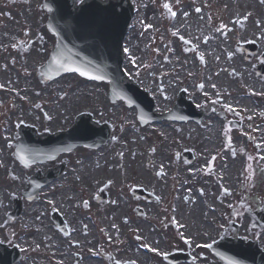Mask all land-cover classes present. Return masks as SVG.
Listing matches in <instances>:
<instances>
[{
    "label": "flooded vegetation",
    "instance_id": "obj_1",
    "mask_svg": "<svg viewBox=\"0 0 264 264\" xmlns=\"http://www.w3.org/2000/svg\"><path fill=\"white\" fill-rule=\"evenodd\" d=\"M232 4L244 11L254 7L253 20L239 21L243 29L264 25L261 0L253 6L248 0H232ZM44 17V0H0V250L22 248L15 264H167L164 255L143 252L145 245L160 254L181 252V264L211 261L204 246L229 233L203 231L198 207L176 213L184 233L181 237L170 216L157 218L154 209L139 213L137 206L126 207L119 197L94 193L84 174L74 170L84 171V149L49 164L26 166L16 158L20 129L31 123L43 133L46 111L56 113L61 108L59 101L50 105L46 100L45 93L54 82L45 84L40 73L54 43ZM217 52L214 42L211 54ZM62 85L67 82L51 90L56 98ZM63 103L70 108V101ZM62 160V174L45 185L46 172ZM34 180L40 184L37 193ZM130 215L134 216L133 233L121 228L130 225Z\"/></svg>",
    "mask_w": 264,
    "mask_h": 264
},
{
    "label": "rangeland",
    "instance_id": "obj_2",
    "mask_svg": "<svg viewBox=\"0 0 264 264\" xmlns=\"http://www.w3.org/2000/svg\"><path fill=\"white\" fill-rule=\"evenodd\" d=\"M172 3H170V6L173 8V10L178 12L180 14L178 16L183 19V15L187 13L186 9L188 8L186 6V3L188 2L191 4L189 0H182V3L179 5L175 4V0H169ZM137 4L139 0H136ZM140 3H142V6L140 7V14L138 13V17H136V22L134 23V28L129 34V39L127 41L128 43V48L130 50V55L126 58L125 62V68L127 72L129 73L130 77L135 79L140 83V85L147 89L151 90V92L155 95V97L158 99L157 102L160 103H168L170 102L171 106L174 103V100L176 98V94L180 90V87H178L179 83L182 84V81L180 78L178 80L176 79V76L174 78H170V85L167 83L166 78H168L171 74L178 73L180 74L179 70H182L185 68L187 71V75L191 74L188 77L186 81H184L183 85H192L194 82V78L197 77L195 82L198 84L200 81H203L204 87L201 90H197V87H189L192 92L189 93V97L195 102L200 103V107L202 108L204 118L201 122H204L207 127H209L211 124L214 123L215 119L218 120V123L221 124V130L226 132V130L231 131L233 134V138L236 141H241L239 140V132L241 128L243 127V122L246 121L245 117L242 116V118L232 114L227 107L222 105L221 99L224 98L225 102H231L232 104H236L234 102V98L236 95L239 94H244L247 93L246 90L242 91L241 87L242 82L238 78H231V66L228 64L226 60H222L226 63L223 68H225L224 73L218 75H214L212 77L213 85L216 87H211L210 83L208 80H206V74L207 72H211V66H208L206 68L198 67L195 61H197V55H186L183 53V48H182V43L181 39L175 35H164L166 38L164 40H154L156 35L157 37L161 36L162 34V29L164 27L170 28L171 22H168L167 19H161L160 21L156 22L158 25L157 27L159 28L158 32H155L153 34H150L151 39L148 40L149 42L146 45V50L141 51L140 46L142 45V33L147 34V26L150 24L152 19L148 18V13L150 15V12L153 10L154 14L163 12V2L162 0L156 1V4H152V0H140ZM195 4V3H194ZM182 9H185V11L181 12ZM161 18V17H160ZM178 26V24H177ZM176 27V26H174ZM264 30V28H262ZM262 30L260 33H262ZM236 35H234L232 38H236L237 36L240 37L241 33L239 31H235ZM162 49V53H157L156 50ZM140 55H143V61L138 62L137 60L141 57ZM180 58H179V56ZM170 58H167V57ZM168 59V60H167ZM176 59H179V61H175ZM195 60V61H194ZM160 61L164 65V71L165 75L163 77L157 78L156 76L151 75L152 68L156 66L155 64ZM180 61H183V67L181 68V63ZM235 61V66L237 67L236 70H241L248 68L249 65L244 62V60H234ZM240 61L244 64H241ZM186 62V63H185ZM202 66V64H200ZM219 65V63H218ZM217 63L215 67H218ZM188 66V67H187ZM217 71L218 68H217ZM228 71V72H227ZM249 70H247L244 73H248ZM247 75V74H246ZM249 79V77H247ZM162 81V82H161ZM82 83V82H81ZM79 84V82H78ZM219 84H231L232 87H230L229 91L225 90V87H220ZM247 84L255 87V90H258L259 87L263 88L264 92V83L259 80V82H254L253 80H247ZM167 85H169L167 87ZM187 85V86H188ZM79 86V85H78ZM109 84L106 83H88L85 87H75V90L73 92V95H76L77 103H76V111H79L83 109L84 106H87V104L90 101L89 94L92 92L93 98L98 99L99 101H95L93 103L94 106H97L100 104V108L102 109L103 116L106 120H109L113 122L116 125L117 132L116 135L118 137V140L120 141V144L118 145L121 149L122 152L125 150V142L123 141V129L122 125L127 116L129 115L130 119L134 121V126L131 130L132 134H134L136 141L134 142V147L135 150L143 152V154H147L150 156V163L153 164L152 168H145L144 170L141 168H137L138 162L135 164H131V166L127 170H111L110 168L107 169V167L103 170L101 169H96L94 171H89L90 172V177L88 176L86 179H88L89 184L93 186V181L96 179L101 180L105 177H113V181H115L117 178L120 180V186L117 187L114 186L111 182V186L108 189L109 194L113 197H120L121 201H123L122 197H126L129 195L130 191L129 189L127 190L126 186L128 187V183L131 182L130 189L132 186L138 184V183H145L146 184H152L151 188L153 189L154 187H159L161 184L163 188H166L169 190L168 195L169 200L172 201L175 196L177 195V189L179 188V185L181 184L184 187H188L189 185L192 186V180L191 178L189 179L190 171L196 173L199 181V186L200 188L203 189L207 184H209V188L211 189V192L215 191L217 183L215 182V178L213 177V170L214 168L217 167V164H213L211 166V169L208 171H204L202 169V166L200 165L199 161V155L196 153H203V146H204V141H200L195 136V133L201 132H193L190 138H187L186 134L184 135L185 137L180 138V133L177 129L175 128H168V127H161L164 129L165 134L167 135L166 138H160L162 140L163 145L161 146V153H164V156L159 154L158 156L152 154L153 152V135L150 130V125L141 127L137 118H136V109H130L125 106L123 102H117L116 104H110L108 102V88ZM164 87V94L161 93V88ZM188 88V87H187ZM241 89L240 91H236L237 89ZM94 89V90H93ZM218 93V98L220 97V102L218 98L210 97L207 96L206 93H211L216 92ZM231 91V92H230ZM80 93L83 98H79ZM243 96V95H242ZM216 97V96H215ZM171 99V100H170ZM82 103L80 104V101ZM102 102V103H99ZM107 103V104H106ZM240 104L246 109V111H249L250 113L253 112L255 113L256 110L263 109L264 110V97L262 98H244ZM112 106L109 108V106ZM120 108H118V107ZM170 106V107H171ZM173 108V107H172ZM171 108V109H172ZM170 109V110H171ZM169 110V111H170ZM168 111L164 112L166 114ZM237 121L239 122L238 127L236 124H233L231 121ZM250 123H252V126L254 128H260L261 126H264V116H260V113L257 112L255 115H253V118L250 119ZM194 123L193 121H188V123ZM169 123V122H168ZM166 123L164 126H168ZM264 130V129H263ZM211 131V130H210ZM203 132V131H202ZM261 133V132H260ZM212 134V132H211ZM262 134V133H261ZM203 135V134H201ZM263 135V134H262ZM264 136V135H263ZM259 133L257 134V137H262ZM165 140V142H164ZM220 143H223V141H220ZM117 146V145H116ZM113 145L109 144L107 147H103L102 150L97 151L96 153L99 155L98 157L101 158L103 155L109 154V152L112 151ZM191 149L194 152L195 160L191 165L188 166H183V164H176V153L181 154L184 149ZM156 149V147H155ZM240 150H246L247 151V160L245 164V176L243 180L241 179V183L237 188H234L233 190L230 191V196L228 195L229 191H226L224 193H220L216 195V197H213L211 195H208L207 197L214 198L215 200L211 199L213 203L210 205H205V211L209 212L211 210H215V205L217 204L220 206V199L226 200L224 204H221L220 209L218 211L221 212L220 216L216 219V226L220 227V225L223 223L222 218V212H227L226 213V218L229 217L235 220H238L241 225H244L245 227L250 226V221L248 220L247 222H244L242 219L243 214V208L245 207L242 204H239L240 201H245L248 202L246 204L247 206H250L253 208V211H258L260 207H264V167L261 166L259 163V158L257 157L259 150H261V146H256L254 143V140H249L246 142L245 140L241 141ZM149 150H152L149 154ZM263 150V149H262ZM140 154V152H138ZM198 155V156H197ZM231 156V154H229ZM108 157V156H107ZM251 157V159H249ZM84 158H87L84 157ZM109 158V157H108ZM91 163V162H90ZM102 163V161H101ZM132 163V162H131ZM164 170L163 173L165 177H163V182L160 183L158 176L155 175L156 172H154V167L158 165ZM165 165V166H164ZM168 168V171H166V168ZM182 168V170H181ZM94 169V168H93ZM136 169V170H135ZM186 169V170H185ZM181 172V176L176 179L174 175H172V172L174 174H177L178 172ZM189 172V174H188ZM165 173H168L167 176ZM121 176H128L130 179L122 183L124 178ZM179 180V181H178ZM160 184V185H159ZM190 187V186H189ZM189 189V188H187ZM188 191V190H187ZM186 191V192H187ZM199 196V195H198ZM204 196V195H203ZM196 197V196H195ZM119 198V199H120ZM183 198V197H181ZM127 203L132 202L130 199H125ZM126 204V203H124ZM127 207V205H125ZM216 211V210H215ZM214 214V213H213ZM131 222L133 221V216L130 215ZM130 222V223H131ZM211 224L215 225L214 222H211ZM206 227L209 228L210 225L205 224ZM205 227V228H206ZM257 231V230H256Z\"/></svg>",
    "mask_w": 264,
    "mask_h": 264
},
{
    "label": "bare ground",
    "instance_id": "obj_3",
    "mask_svg": "<svg viewBox=\"0 0 264 264\" xmlns=\"http://www.w3.org/2000/svg\"><path fill=\"white\" fill-rule=\"evenodd\" d=\"M152 17L151 19L153 20L150 28L147 32V34L142 35V48L143 51L146 48V44L148 43L149 40V35L152 32V30L155 28V24H154V12L151 11L150 15L148 13V17ZM179 31V29L174 28V23L171 25V33H177ZM158 52H161V50H158ZM140 61L143 60V55H141V58L139 59ZM138 61V62H140ZM219 61L221 62L222 59H219ZM156 69H163V65H161L160 62H157L156 64ZM164 73V71L159 72L157 74V76L162 75ZM253 81L257 82L260 78L259 76H254V78H251ZM245 88L248 89V94L249 96L252 95L253 97H260L261 95H263V91L260 88L258 91L253 90L251 87H247L245 86ZM239 91V90H237ZM216 92V91H215ZM218 93L216 92L214 94V92H211V94H208L209 96H216L218 97ZM243 98L241 97V95L238 92V95L236 96V98H234V101H236L237 105H232V104H226L224 99L223 100V104L226 105L229 109H231L232 113L238 115V116H242V111L243 113H245V119L246 122L244 123L242 129L240 130V136L243 140H254L256 145L261 144L263 150L259 151V157L261 158L259 160V164L261 166H264V126H261L260 128H254L252 126V123H250V119L252 118V115H255L257 112L260 113V116H264V110L260 109V110H256L255 113H249L247 112L244 107L238 103L241 102ZM170 106V103H159L158 105V109L159 111L165 110L166 108H168ZM133 120H131L130 118H126L123 124V141L125 142V146H127V149L122 152L121 150H118L115 153L114 158L109 159L108 158V163H107V167L110 168L111 170L116 169L117 171L119 169L121 170H127L130 166H131V162H134L135 154L133 153V151L131 152V148H134V138H133V134L130 132L129 127H133L132 125ZM131 124L129 127L128 125ZM165 125V122H161L159 124H154L152 125V135L155 138V146H157L156 151L154 152V154H161L163 156L164 153H161V142L162 140L160 138H165V136H167L165 134V131L163 127ZM221 124L218 123L217 120L214 121L213 124H211L209 127L206 126V124H199L198 126H196L193 123H178V122H171L168 123V128H176L178 129L180 132V138L185 137L184 135L186 134L187 138H190V136L192 135L193 132H197L202 130L203 132H197L195 133V136L200 139V141H204V146H203V153H197L199 155V161H200V165L202 166V169L206 172L208 170H210L211 166L213 164H217V167L214 168L213 171V177L215 178V182L217 183L216 185V190L211 192V189L209 188V184H207L205 187H203V192L201 191L202 194H204L205 197H207L208 195H211L213 197H215L217 194H219V192L222 194L223 192L229 191L228 195L230 194V191L233 190L234 188H237L240 183H241V179H243V171L245 169L244 165H243V161L246 160L247 156H246V150H240V144L241 141H236L233 138V134L231 133V131L226 130V132H224L223 130H221ZM211 130V131H210ZM253 130L255 135H252L251 138H249V134L248 132ZM212 132V134H211ZM263 134H261V133ZM260 134L262 137H257V134ZM203 134V135H201ZM220 141H223V143H220ZM119 142V141H118ZM120 144V142H119ZM121 145V144H120ZM231 154V156L229 155ZM133 159V160H132ZM150 157L146 154H143V152H140L139 154V159H137V162H139V165L137 166L136 169H140L141 170L145 169L144 166H148V164H150ZM102 160H99L98 158L94 159V161L91 159V163L88 164V168L90 170H92L93 168H95L98 164L101 163ZM177 163H181L180 160L177 161ZM153 165V164H152ZM135 169V170H136ZM157 167L154 168V170H156ZM162 175V174H161ZM179 175V174H178ZM160 176V175H159ZM197 176L196 174L194 175V173H192L190 171V175H189V179L191 178L192 180V187L190 185L189 189L187 188H183L180 192L182 195H187L189 197V202L195 201L194 196L197 195V191L196 188L199 186V181H198V177H194ZM124 178L123 182H126L130 179V177L128 176H121ZM105 181H110L109 177H105L103 178L98 185H102L103 182ZM106 182V183H107ZM120 182V180H119ZM116 185H118V182L116 183ZM147 190H150V187L145 185ZM188 190V191H187ZM187 191V192H186ZM200 193V192H199ZM209 201V200H206ZM188 202V203H189ZM221 203L226 202V200H220ZM188 206V205H187ZM190 209L192 207H189ZM244 220L247 221L249 220V217L245 216Z\"/></svg>",
    "mask_w": 264,
    "mask_h": 264
},
{
    "label": "water",
    "instance_id": "obj_4",
    "mask_svg": "<svg viewBox=\"0 0 264 264\" xmlns=\"http://www.w3.org/2000/svg\"><path fill=\"white\" fill-rule=\"evenodd\" d=\"M51 2L54 5V3H55L54 0H51ZM93 6L96 7L97 5L94 3ZM106 7H108L109 19L114 21V22H116L118 20L120 21L121 13L125 12L123 17H122L123 23L121 24V28L124 30L121 33V37H122L124 35V32L126 31V28L128 26V23H129V19L131 17L130 16L131 9H129V16L126 14L127 9L130 7L128 0H118L114 3L110 2V3L106 4ZM68 8H69V5H68L67 0H63V1H61V7L58 8V11L60 13H64V12H68V13L73 12L74 13V11H76L74 9H72V11H70ZM117 11H120L119 14L117 13ZM55 14H56V12L54 13V15ZM60 56L61 55H57L58 58H60ZM62 59H63V57H62ZM111 60L112 59H110V61ZM77 61L81 63L82 67L86 66V69H85L86 72H89V68H92L94 66L93 60H85L84 59L83 61H81V60H77ZM116 62L121 63L120 60L119 61L117 60ZM125 84H126V82L115 81L114 87H118V88H116V91H117L120 87H123Z\"/></svg>",
    "mask_w": 264,
    "mask_h": 264
},
{
    "label": "snow or ice",
    "instance_id": "obj_5",
    "mask_svg": "<svg viewBox=\"0 0 264 264\" xmlns=\"http://www.w3.org/2000/svg\"><path fill=\"white\" fill-rule=\"evenodd\" d=\"M261 2L264 3V0H261ZM163 7L168 11V13H169L171 16L174 17V16L176 15V13L172 11L171 6H170L169 4L165 3V4L163 5ZM197 11H199V9H197ZM244 19H247V17H244ZM174 35H175V33H174ZM125 51L127 52L128 49H125ZM55 59H56V57H53V60H55ZM201 59H203V57H201ZM60 66L63 67L62 64H61ZM71 70H72V71H79V72H80V75H82V76L86 75V73H85L84 71H81V70H79V69H71ZM89 78H90V79H103V77H100V76H90ZM200 87L202 88L203 85H200ZM213 87H215V85H213ZM21 159L23 160L24 157H21ZM249 159H251V157H250ZM50 203H51V202H50ZM185 242L187 243V240H186ZM205 246H206V247H210V245H205Z\"/></svg>",
    "mask_w": 264,
    "mask_h": 264
}]
</instances>
